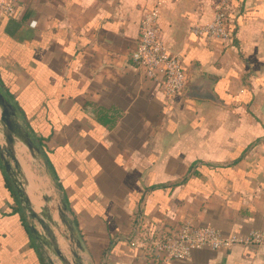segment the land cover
Returning <instances> with one entry per match:
<instances>
[{
  "label": "crops",
  "instance_id": "obj_1",
  "mask_svg": "<svg viewBox=\"0 0 264 264\" xmlns=\"http://www.w3.org/2000/svg\"><path fill=\"white\" fill-rule=\"evenodd\" d=\"M222 1L21 0L0 13V89L41 153L32 164L24 150L29 197L36 210L50 198L55 222L66 209L84 264H159L130 246L138 220L264 233V0H228L227 46L191 33ZM153 9L187 74L172 101L132 60ZM29 224L0 162V264H47ZM170 264H264V245Z\"/></svg>",
  "mask_w": 264,
  "mask_h": 264
},
{
  "label": "built area",
  "instance_id": "obj_2",
  "mask_svg": "<svg viewBox=\"0 0 264 264\" xmlns=\"http://www.w3.org/2000/svg\"><path fill=\"white\" fill-rule=\"evenodd\" d=\"M21 0H0V13L8 18L17 15ZM228 0L222 1L215 9L213 21L209 25L194 27L191 33L205 37L208 42H220L228 45L232 34L228 29ZM157 9L148 11L141 23L139 43L132 54V60L143 72L146 79L152 81L160 90L164 99L172 101L182 96L187 85V74L183 68L182 56L170 53L160 37ZM264 245V233L250 232L247 235H223L220 231L183 223L174 231L153 230L144 220H138L134 227L130 246L149 260L159 264L176 261H189L193 252L211 249L228 251L234 247H246L257 250Z\"/></svg>",
  "mask_w": 264,
  "mask_h": 264
},
{
  "label": "water",
  "instance_id": "obj_3",
  "mask_svg": "<svg viewBox=\"0 0 264 264\" xmlns=\"http://www.w3.org/2000/svg\"><path fill=\"white\" fill-rule=\"evenodd\" d=\"M24 150L32 164L39 161V149L22 125L16 107L0 89V162L30 223L27 227L29 233L44 253L47 264H84L82 247L75 240L74 229L65 214L66 209L57 207L59 222H55L52 219L54 209L49 207L50 198H44L46 205L39 210L33 205L23 167ZM58 237L65 242L62 247Z\"/></svg>",
  "mask_w": 264,
  "mask_h": 264
}]
</instances>
